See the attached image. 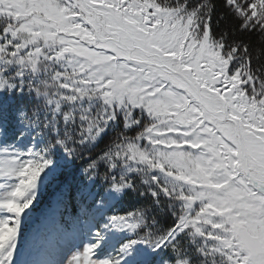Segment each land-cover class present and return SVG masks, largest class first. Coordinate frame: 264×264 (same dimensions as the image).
<instances>
[{
	"label": "snow or ice",
	"instance_id": "obj_1",
	"mask_svg": "<svg viewBox=\"0 0 264 264\" xmlns=\"http://www.w3.org/2000/svg\"><path fill=\"white\" fill-rule=\"evenodd\" d=\"M0 264H264V0H0Z\"/></svg>",
	"mask_w": 264,
	"mask_h": 264
}]
</instances>
